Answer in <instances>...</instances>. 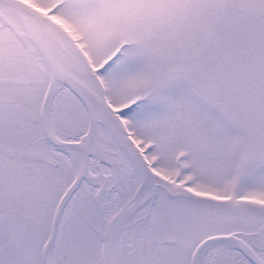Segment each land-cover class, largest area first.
Instances as JSON below:
<instances>
[{
  "label": "snow or ice",
  "instance_id": "6c2138e0",
  "mask_svg": "<svg viewBox=\"0 0 264 264\" xmlns=\"http://www.w3.org/2000/svg\"><path fill=\"white\" fill-rule=\"evenodd\" d=\"M0 264H264V0H0Z\"/></svg>",
  "mask_w": 264,
  "mask_h": 264
}]
</instances>
